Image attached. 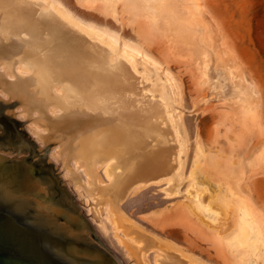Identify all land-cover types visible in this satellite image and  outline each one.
<instances>
[{
  "label": "water",
  "instance_id": "obj_1",
  "mask_svg": "<svg viewBox=\"0 0 264 264\" xmlns=\"http://www.w3.org/2000/svg\"><path fill=\"white\" fill-rule=\"evenodd\" d=\"M32 0H0V264H191L119 203L176 167L162 102Z\"/></svg>",
  "mask_w": 264,
  "mask_h": 264
},
{
  "label": "rangeland",
  "instance_id": "obj_2",
  "mask_svg": "<svg viewBox=\"0 0 264 264\" xmlns=\"http://www.w3.org/2000/svg\"><path fill=\"white\" fill-rule=\"evenodd\" d=\"M61 1L139 45L180 87L189 139L187 177L170 197L154 186L126 196L123 210L214 264H240L236 235L242 233L243 246L250 250L257 241L253 226L262 225L264 234V0H171L179 12L190 3L196 7L197 22L205 23L209 33L207 60L189 39L180 44L165 26L148 28V16L139 5L133 17L123 5L127 0L116 1L114 16L101 10V1L93 7L81 0ZM133 73L140 76V86L148 82L138 70ZM238 82L255 90L245 106L238 100ZM143 93L158 99L148 88ZM201 96L207 100L195 108ZM259 251L242 264H264Z\"/></svg>",
  "mask_w": 264,
  "mask_h": 264
},
{
  "label": "bare ground",
  "instance_id": "obj_3",
  "mask_svg": "<svg viewBox=\"0 0 264 264\" xmlns=\"http://www.w3.org/2000/svg\"><path fill=\"white\" fill-rule=\"evenodd\" d=\"M32 1H39L43 3L46 7H49L50 10L53 11L62 21L84 34L87 38L91 39V41L99 43L100 45L107 48L114 56L123 59L130 66L132 72L138 70L141 76H143L148 81L144 83L143 87L154 91L158 95V99L162 102V106L165 109V115L173 132L176 144L178 145L176 154L177 165L172 170L170 175L158 176L152 181H148L136 193L153 186L157 187L166 197H170L173 194L177 193L179 191L181 183L187 177V173L185 171V163L187 158L186 156L188 151L189 139L185 120L183 117V112L180 107L182 106L180 100V87L177 81L171 75V73L166 68H164L159 62H157L153 57L146 53L136 43L132 42L127 38L122 37L119 32L107 26L98 24L94 21L79 16L78 14L74 13L69 7H67L61 0ZM81 1L82 4L86 7H93L95 2L101 1L102 3L100 2V5L101 10L103 12L110 16H114L116 13L115 3L117 0ZM123 5L127 6V11L133 13V17H135V12L138 13L136 5H139V7L142 8V10H144L148 16V18H145L148 23V28H150L151 30L156 29L157 31L160 29V27L163 29V27L165 26L164 28L169 30L168 33L170 32L171 34L172 32V34L174 35H171V38L172 36L175 38H173L174 41L176 40V42L180 43L181 39L183 38H186V41L187 39H189L195 48L201 50V54L203 55V57L205 59L208 58V47L210 45L206 39V35H209V33H207V26L205 25V23L200 24L199 22H197V9L191 3L186 6L184 11L180 12L175 8V6H173L171 0H127V3L125 2V4L123 3ZM158 22H163V24L159 25ZM192 23H195L197 25L194 26V24ZM179 39L180 41H178ZM190 49H192V47ZM222 59L223 60L221 61V63H224V61L226 60H224L225 58ZM236 92L240 98L238 100H241L244 106L245 104H247L248 101L251 100V98L255 94V90L241 82H238ZM206 100L207 98L205 96L197 98L194 101L195 108H198ZM237 105L238 104H236V106ZM247 107L249 106L247 105ZM241 108L243 107L240 106V109ZM240 112L242 113V111ZM261 155L264 156V147L261 149ZM139 185H141V182L133 184L120 201L119 209L122 214L134 221L135 223L148 229L156 237V239L159 240L165 247H167L172 252L180 255L184 260L188 261L189 263L214 264L211 261L192 252L191 250H188V248H185L183 245L175 242L174 240L160 234L155 230L146 227L133 217L129 216L127 212L123 210V199L128 196L135 187ZM244 224L246 225V223L244 222L242 223V226H244ZM261 226L262 225L260 224H256L255 226H253L255 228L254 231L257 237V241L254 244L253 248L250 250L243 246L245 244L244 238H240L242 233H240V235H236V243L242 252V254L238 253L236 255L238 263L242 264L244 262H249V258L256 257L260 252L259 250H262V253L264 254V234Z\"/></svg>",
  "mask_w": 264,
  "mask_h": 264
}]
</instances>
